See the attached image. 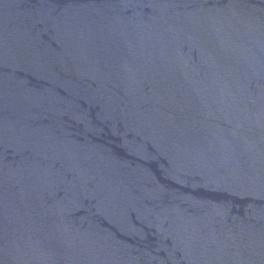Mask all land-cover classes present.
I'll use <instances>...</instances> for the list:
<instances>
[{
    "label": "water",
    "instance_id": "obj_1",
    "mask_svg": "<svg viewBox=\"0 0 264 264\" xmlns=\"http://www.w3.org/2000/svg\"><path fill=\"white\" fill-rule=\"evenodd\" d=\"M0 264H264V0H0Z\"/></svg>",
    "mask_w": 264,
    "mask_h": 264
}]
</instances>
